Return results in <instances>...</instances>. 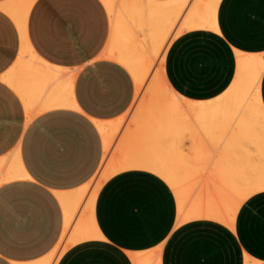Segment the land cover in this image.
<instances>
[{"label": "crops", "instance_id": "0c3cea01", "mask_svg": "<svg viewBox=\"0 0 264 264\" xmlns=\"http://www.w3.org/2000/svg\"><path fill=\"white\" fill-rule=\"evenodd\" d=\"M110 24L102 0H35L29 42L46 63L76 73V108H52L28 122L22 98L2 79L18 59L21 34L0 7V162H11L0 163V264L32 263L53 251L65 229L57 194L77 191L103 164L94 121L116 120L133 106L130 71L103 56ZM237 51L264 54V0H220L215 29L176 36L165 54L168 83L187 99H214L236 75ZM261 93L264 104V74ZM11 165L21 166L24 177L11 179ZM177 207L174 191L158 175L120 172L96 199L101 236L70 246L57 264H144L158 247L160 256L151 253L161 257L158 263L154 257L157 264H246L247 258L264 264V191L242 203L233 229L210 219L177 225Z\"/></svg>", "mask_w": 264, "mask_h": 264}, {"label": "bare ground", "instance_id": "6f19581e", "mask_svg": "<svg viewBox=\"0 0 264 264\" xmlns=\"http://www.w3.org/2000/svg\"><path fill=\"white\" fill-rule=\"evenodd\" d=\"M102 1L111 22L103 56L130 71L136 96L133 106L118 119L94 121L104 147L102 167L77 191L57 194L65 210L64 232L51 253L27 264H57L70 246L100 237L95 221L98 193L108 179L126 170H147L168 183L178 203L177 225L210 219L233 229L243 201L264 191V54L237 51L232 83L222 94L206 101L183 97L165 75V54L171 41L187 30L215 29L220 0ZM34 2L12 0L0 5L21 34L18 59L2 79L22 98L28 122L52 108H76V73L46 63L29 42L27 19ZM130 112L132 117L127 120ZM121 130L125 134L116 138ZM133 133L131 140L128 135ZM185 140L189 147H185ZM13 166V175L11 168H6L8 173L11 170V179L24 175L21 166ZM190 179L200 185L197 193L190 190L196 187L192 181L188 183L191 187L185 186ZM158 248L151 253L157 254ZM151 253L143 258L144 264L158 263L156 257L160 255ZM250 259L246 264H257Z\"/></svg>", "mask_w": 264, "mask_h": 264}, {"label": "rangeland", "instance_id": "374dc122", "mask_svg": "<svg viewBox=\"0 0 264 264\" xmlns=\"http://www.w3.org/2000/svg\"><path fill=\"white\" fill-rule=\"evenodd\" d=\"M131 114H133V112H132V113L130 112V113L127 115V117H126L127 120H130V117H129V116L132 117ZM128 117H129V118H128ZM130 123H131V126L134 127V124H132L133 121H131ZM122 129H124V128H122ZM132 129H133V128H132ZM124 130H125V129H124ZM121 133H124V131L121 130L120 133L117 134L116 138H119V136H121ZM124 134H125V133H124ZM124 134H122L123 138H124V137H127V136H125ZM128 136L130 137V139L132 138V139L134 140V137H135V136H134V133H133V136H132V135H128ZM129 137H128V138H129ZM116 138H115V142H114V144H115L116 141L118 140V139H116ZM132 139H131V140H132ZM125 140H126V139H125ZM187 142H188V143H187ZM184 143H185V144H184L185 147H187L188 145H190V144H189L190 142H189L188 140H187V141L185 140ZM188 147H189V146H188ZM185 149H187V148H185ZM194 173H195V172H194ZM193 175H194V174H193ZM197 175H198V173H197ZM195 177H196V176H195ZM192 178H193V177H192ZM192 180H194V179H190L189 181H187V182H186L187 184H186L185 186L187 187L188 183H191ZM192 182H193V181H192ZM193 183H195V182H193ZM192 185H196V187L193 186L192 188H194V189H190V188H189V189H190L191 191L193 190V191H192L193 193H197V191L200 189V187H199L200 185H198V183H195V184H192ZM192 185H191V186H192ZM188 186H190V184H189ZM191 186H190V187H191ZM198 188H199V189H198ZM244 201H245V200H244ZM244 201H243V202H244ZM235 218H236V217H235ZM234 223H235V220H234Z\"/></svg>", "mask_w": 264, "mask_h": 264}]
</instances>
